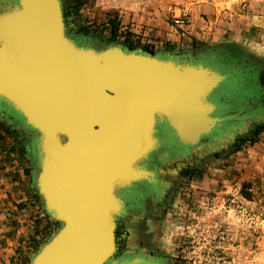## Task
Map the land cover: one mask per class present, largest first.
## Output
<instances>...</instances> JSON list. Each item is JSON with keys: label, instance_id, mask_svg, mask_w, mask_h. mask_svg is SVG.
I'll list each match as a JSON object with an SVG mask.
<instances>
[{"label": "rangeland", "instance_id": "rangeland-1", "mask_svg": "<svg viewBox=\"0 0 264 264\" xmlns=\"http://www.w3.org/2000/svg\"><path fill=\"white\" fill-rule=\"evenodd\" d=\"M59 1L65 35L79 48L119 47L159 58L161 45L173 46L168 33H186L184 27L196 22L205 28L190 48L176 41L175 50L161 59L184 67L189 55L195 66L232 74L214 102L223 110L213 116L226 119L197 144L180 143L158 117L156 145L138 163L155 173V181L116 188L124 212L115 215L116 251L106 264H122L130 246L141 244L145 252L131 254L152 256L153 251L165 264H264V0H99L90 12L89 0ZM16 2L0 0V12ZM137 17L159 18L172 31L165 29L157 47L146 35L149 25L139 24ZM178 17L183 24H176ZM39 137L0 99V162L22 168L49 218L31 243L28 259L19 255L30 264L64 225L49 214L38 191Z\"/></svg>", "mask_w": 264, "mask_h": 264}, {"label": "water", "instance_id": "water-1", "mask_svg": "<svg viewBox=\"0 0 264 264\" xmlns=\"http://www.w3.org/2000/svg\"><path fill=\"white\" fill-rule=\"evenodd\" d=\"M0 21L8 24L0 28V99L39 131L38 147L45 160L37 176L38 191L49 214L64 224L33 264H106L116 251L115 215L124 212L115 190L140 176L128 168L133 163L140 172L133 160L155 146L148 144L150 121L155 113L166 118L157 109L171 110L184 93L163 70L169 67L191 79L205 69L218 74L204 65L191 72L119 47L102 52L79 48L65 35L59 0H17L0 12ZM184 96L188 98L187 92ZM35 101L57 106L65 119L55 128L63 129L64 141L60 138L53 146L50 162L47 150L56 120L44 114L33 119L29 108L45 111V105L36 106ZM212 120L217 119L211 116L206 122ZM220 122L211 130L198 129L199 135L189 142L177 135L176 125L170 127L180 143L195 145Z\"/></svg>", "mask_w": 264, "mask_h": 264}, {"label": "crops", "instance_id": "crops-1", "mask_svg": "<svg viewBox=\"0 0 264 264\" xmlns=\"http://www.w3.org/2000/svg\"><path fill=\"white\" fill-rule=\"evenodd\" d=\"M87 2L92 3L89 7L85 3L86 10L89 12L96 10V7L100 5L99 0ZM137 22L149 25L151 34L146 33V35L154 37L157 47L162 44L158 41V37L163 38L165 36V29L172 31V27H168V23L159 18L137 17ZM203 28L205 26L190 22L188 26L184 27L186 33L182 30H174L173 33H168L167 35L173 37L172 41L174 42H171L173 46L170 43H167L165 47L161 45L159 57L162 58L163 55L169 54L170 50H175L176 47L174 46L179 43V40L180 43L184 42L190 48V42H193L197 33L201 32ZM146 40L152 41L148 38L144 39V41ZM188 56H186L187 60H184L186 62L184 68L195 67L192 61H189L190 56ZM170 60L174 61V59ZM174 62L183 67L176 60ZM222 74L228 78L232 76L231 73L224 72ZM35 195L36 192L32 190V184L28 185L24 179L22 168H18L17 165L7 166L0 162V264H30L28 260L22 262L19 255L25 253L27 254L26 259H28L31 243L42 228L47 226L49 220Z\"/></svg>", "mask_w": 264, "mask_h": 264}, {"label": "bare ground", "instance_id": "bare-ground-1", "mask_svg": "<svg viewBox=\"0 0 264 264\" xmlns=\"http://www.w3.org/2000/svg\"><path fill=\"white\" fill-rule=\"evenodd\" d=\"M12 5H13V3L11 4V6ZM11 6H9L8 8L11 9ZM6 10L7 9H3L2 11H6ZM1 22L2 21H0V23ZM6 26H8V24L6 22H5V24H0V28H2V27L4 28ZM13 59H14V57H13ZM159 59L164 60V59H161V57H159ZM165 61H168V62H171V63H174L175 65H177L172 60H165ZM138 63H142V62H138ZM144 65H148V66L153 67L150 64H144ZM205 67H207V66H205ZM5 68H7V67L5 66ZM166 68H167L166 70H163L165 75H168L173 80H175L173 82V85L175 84V86L177 88L179 86H182L184 93L187 92L188 98L186 96L182 97L184 95V93H182V95L179 98H177L178 100H175L174 102H172V104L170 103L172 105L171 110L167 109L166 107L162 108V109H159V108L157 109V110L164 111L166 113V115H165L166 118H164L160 114H156V113L154 114V116L156 115L155 120L150 121V126L148 129V144H150L149 146L153 145V143H154V145H156V139L154 136V131H155L159 116L164 118L165 123L169 127L171 126L170 123L173 125H176L178 127L177 128L178 129L177 135L183 141H188V142L190 140L194 139L197 135H199L200 131L198 129H205L206 128L207 130H211L216 125L217 122H220V121L226 119V118L214 116L217 120H212L211 123L206 122V120H209V118L211 116L215 115V113H218L221 110H223V106L217 105L214 103L217 101L215 98H216L217 92L219 90L218 88L220 86L223 87L224 86L223 84H228L227 81L229 78L227 76H225L224 74H222L221 73L222 71H218V70L216 71V68H215L216 73L218 75L220 74L222 76V77H220V75L218 76V75H213V74L208 73V69H205L204 72L199 73V75L195 76L194 79H191V78L185 77V76L180 75V74L179 75L175 74L174 71L169 67H166ZM194 68L195 67H190L189 71L191 70V72H192L194 70ZM208 68H210V67L208 66ZM184 69L188 70L187 68H184ZM175 82H177V83H175ZM1 91L3 92L4 90H1ZM12 93L13 92H11V94ZM148 94L151 95L150 93H148ZM168 100L170 101L173 99H168ZM26 101L29 102L30 100L27 99ZM161 101L164 104L166 102H168L166 100H161ZM35 103H37V101H35ZM42 103L45 105V106H42L45 111L41 112L40 109H37L34 107L29 108L30 114L32 115L31 117L32 118L34 117L33 119L42 118V115L44 114L46 117H52V118H54V120H56L54 123L53 129H55L57 127H61V126H59V122L61 124L62 121L65 120L63 118V115H62L63 114L62 109H59L57 106L51 105V103H44V102H40V101H39V103L36 104V106H40ZM21 104L23 105L22 102H21ZM180 110H181V112L177 113V111H180ZM51 111H53V112H51ZM218 116H219V114H218ZM177 123H179V124H177ZM53 129L50 131H52V135H54L53 136L54 141H51V143H52L51 147L48 148V150H47L49 152V156H48L49 162H50V159L52 157L55 158L54 153L56 151V148H54L55 147L54 145H57L60 138L62 139V132L61 131L63 129H60V128L55 129V130H53ZM56 135H57V139H56ZM61 141H64V139H62ZM38 149H39V147H38ZM40 151L41 150L39 149V153H40L39 165H41V163L45 160L43 154ZM146 156L147 155H145L144 157H146ZM143 158L139 155L133 160V162L135 163V166L136 167L139 166V168L141 170L140 172H135V169H134L135 167H134L133 163H131L130 167L128 168L129 169L128 173H137L138 176L139 175L140 176L138 178L136 177L137 178L136 180H131V182H128L125 186H129L132 182L142 180V179L148 180L150 182L153 181L154 178L151 175V172H153V171L147 170L143 166L140 167V165H138L139 161H141ZM46 161L48 163V158L46 159ZM153 174L155 175L154 172H153ZM118 188L120 189V188H122V186H120ZM122 206H123V203H122ZM123 208H124V206H123ZM139 263L140 262H138V261L137 262L134 261V262H129L127 264H139Z\"/></svg>", "mask_w": 264, "mask_h": 264}, {"label": "flooded vegetation", "instance_id": "flooded-vegetation-1", "mask_svg": "<svg viewBox=\"0 0 264 264\" xmlns=\"http://www.w3.org/2000/svg\"><path fill=\"white\" fill-rule=\"evenodd\" d=\"M143 232V231H142ZM131 241H129L130 244ZM131 245V244H130ZM143 244L140 245V248L138 247H132L130 246V249H132L131 251L128 252V254H125L124 257L122 258L123 263L122 264H127L129 262H134V261H138L140 262L139 264H165V260L163 257L160 256H155V252L150 251L152 256L147 255V253H143V254H131L132 252H145L143 249H141ZM135 248V249H133ZM146 252H147V248ZM141 250V251H140Z\"/></svg>", "mask_w": 264, "mask_h": 264}, {"label": "built area", "instance_id": "built-area-1", "mask_svg": "<svg viewBox=\"0 0 264 264\" xmlns=\"http://www.w3.org/2000/svg\"><path fill=\"white\" fill-rule=\"evenodd\" d=\"M176 20H175V22H176V24H183L184 23V21L181 19V18H175ZM233 202H235V200H233Z\"/></svg>", "mask_w": 264, "mask_h": 264}]
</instances>
